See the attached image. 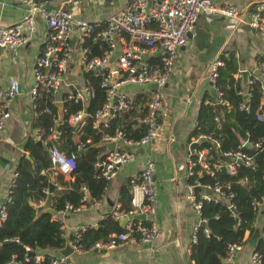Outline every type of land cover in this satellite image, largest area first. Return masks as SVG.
Instances as JSON below:
<instances>
[{
	"label": "built area",
	"instance_id": "obj_1",
	"mask_svg": "<svg viewBox=\"0 0 264 264\" xmlns=\"http://www.w3.org/2000/svg\"><path fill=\"white\" fill-rule=\"evenodd\" d=\"M70 1H63L57 8L30 6L20 23L0 27V47L12 50L26 47L31 34L35 31V19H40L44 32L41 36V49L33 64V84L28 91V98L34 118L41 115L50 117L51 126L47 130L33 127L32 140L46 152L53 175L68 178L74 170L75 156L73 153L65 154L59 150L57 142L60 132L57 125L61 123L63 103L67 101L80 103L81 110L66 119V123L74 129L72 141L75 152H82L90 146L106 148L108 144L114 145L109 154L94 164L100 172V177L105 181L103 192L115 177L118 167L127 166L135 161L134 151L151 153L158 141L161 131L159 121L164 117L161 90L170 81L180 49L195 37L193 26L200 14L233 19L253 30L264 45V2L244 11L230 5L216 7L211 0H128L125 9L118 14L100 22L87 23L73 18L65 7ZM232 59L237 62L238 54L234 53ZM222 66L223 63L218 58L208 67L206 78L214 99L205 100L204 105L229 109V102L222 99L216 86L217 72ZM88 73H93V77L98 80V88L104 95L102 104L93 115L91 128L96 131H100V128L109 130L110 120L131 113L129 120L133 123L132 129L136 130L139 127L142 131L138 139L134 140L125 131L115 128L111 134L102 135L95 145L89 138L84 142L79 141V131L87 117L85 103L93 97L90 83L83 79V75ZM78 78L79 83H75ZM234 79L242 83L236 93L242 99L236 106L237 111L249 113L250 100L253 98L251 91L254 86L258 94L255 120L257 123L264 122V69L261 64L255 62L253 69L250 70L237 68ZM126 87L132 88L133 93L122 92ZM17 95L19 88L13 81L9 82L6 91L0 90V140L6 121L10 117L9 101ZM39 104H43L41 110H38ZM49 106L56 107V111L53 112ZM213 122L216 129H219L218 116L213 118ZM195 129L197 130L196 123ZM203 143H207L208 147H202ZM262 146L264 139L249 142L244 138L235 151L215 154V157H212L210 147L215 152L219 146L210 134L190 136L182 178L188 191L187 200L198 223L190 235L188 251L191 245L196 244L199 227L206 223L201 217L203 203L225 202L226 208L235 220V227L239 226L235 207L228 202L232 194L223 192L217 182L201 185L199 180L204 176L214 177L219 172L233 177L240 164L253 170L255 163L252 157L245 154L242 149L259 150ZM153 175L154 164L148 157L140 164L139 171L130 182L129 210L123 211L117 203L108 215L112 221L121 223L122 230L109 239L97 241L83 250L76 242L85 228H78L71 234L75 238L66 240L72 253L110 251L134 241L143 246H151L159 233L155 222L156 197ZM245 182L246 179L239 180L240 185ZM84 201L85 198L82 199V202ZM93 204L98 206L96 201ZM254 208L264 211V194L254 204ZM78 210L79 207L73 209L70 205H64L59 213L65 215ZM138 216L143 219L136 220ZM4 219L5 212L1 207L0 224ZM203 234L205 237L208 236L206 230H203ZM244 235L248 236L247 232ZM248 247L247 242L246 245H228L222 263L232 264ZM29 256L23 259V263L39 264L45 258V254L41 252H34ZM50 258V264H70L66 258L58 254ZM8 264L20 263L12 260ZM143 264L151 263L146 261ZM247 264H264V255L250 248Z\"/></svg>",
	"mask_w": 264,
	"mask_h": 264
},
{
	"label": "crops",
	"instance_id": "obj_2",
	"mask_svg": "<svg viewBox=\"0 0 264 264\" xmlns=\"http://www.w3.org/2000/svg\"><path fill=\"white\" fill-rule=\"evenodd\" d=\"M63 1L66 0H54L42 6L57 8ZM127 1L71 0L65 7L75 20L94 23L118 14L125 9ZM211 2L216 7L230 5L246 11L264 0ZM29 9L30 6L20 0H0V27L20 23ZM35 26L26 47L16 50L0 49V90L6 91L10 81L16 82L19 88V95L9 101L10 117L6 121L0 140V208L14 179L19 157L24 155L29 160L24 146L29 138L32 139L35 118L29 107L28 91L33 84V64L41 49V36L44 32L39 18L35 19ZM193 32L195 37L180 49L170 81L161 90L164 117L159 121L160 137L152 152L134 151L135 161L116 169V175L107 189L95 200L98 206L85 194L86 204H82L78 211L65 215L53 212L51 215L52 220L61 224L64 236L71 235L78 228L97 227L118 203L119 187L124 186L128 191L140 164L149 157L154 164L155 222L158 236L149 247L134 241L110 251L72 253L66 258L68 263L143 264L149 261L151 264H192L189 260V239L198 219L187 200L188 191L182 173L187 143L194 130L199 105L205 95L214 98L206 78L208 67L216 59L234 53L239 56V60L235 62L236 68L250 70L253 69L257 58L264 59V45L255 33L233 19L200 14L193 26ZM75 83H79V78ZM133 91L132 88L126 87L122 92L132 94ZM34 145L39 149L36 143ZM103 152L104 157L109 154L107 148H104ZM129 194L131 196V193ZM35 208L40 212L50 209L45 202H39ZM257 225L260 236L261 227L264 226L262 209H259L254 228ZM247 238V235H244V239ZM248 248L244 249L232 264H247L250 250ZM55 255L56 252L50 256Z\"/></svg>",
	"mask_w": 264,
	"mask_h": 264
},
{
	"label": "trees",
	"instance_id": "obj_3",
	"mask_svg": "<svg viewBox=\"0 0 264 264\" xmlns=\"http://www.w3.org/2000/svg\"><path fill=\"white\" fill-rule=\"evenodd\" d=\"M220 60L223 66L218 69L216 86L222 99L229 102L230 108L216 110L214 106L204 105L205 100L213 101L214 99L205 95L196 114L197 130L191 133V136L200 133L210 134L214 138L219 147L215 152L210 147L212 157H215V154L235 151L244 138L249 142L264 139V122L257 123L254 116L258 104L257 90L253 86L249 113L237 111L236 106L242 99L236 93L242 83L234 79L237 69L235 61L231 54L222 56ZM255 62L260 63L264 69L263 58H257ZM83 79L90 83L93 97L85 103L87 117L79 131V141L84 142L89 138L95 145L102 135L111 134L115 128L125 131L134 140L138 139L142 131L139 127L136 130L132 129L133 123L129 120L131 113L122 118L110 120L109 130L100 128V131H96L91 128L93 115L102 104L104 95L103 91L98 88V80L93 77V73L84 74ZM139 102L142 103L141 100ZM42 106L43 104H39L38 110H41ZM49 107L53 112L56 111V107ZM62 109L61 123L57 125L60 132L57 145L59 150L65 154H74V170L68 178L56 175L54 187L48 192L49 179L46 171L50 169V163L46 152L37 149L32 139L29 138L26 141L24 152L27 153L29 160L24 155L19 157L14 179L2 205L5 219L0 224V264H8L12 260L16 263L27 264L23 263V259L29 258V254L34 252L45 254V258L39 264H50V257H52L50 255L64 248L66 240L75 238L71 235L65 238L61 231V224L52 220L48 213L40 212L35 208L39 202H47V206L56 213L62 211L64 205H70L76 209L86 204V201L82 202L85 194L92 202L99 199L103 193L105 181L100 177V172L94 164L104 157V147L90 146L82 152H75V145L72 141L74 129L66 123V119L81 110V105L67 101L63 103ZM215 116H218L220 120L219 129H216L213 122ZM33 125L47 130L51 126L50 117L41 115L35 119ZM202 147H208V144L203 143ZM242 151L252 157L255 163L253 170L240 164L233 177L219 172L214 177L204 176L199 180L201 185L217 182L221 185L223 192L232 194L228 202L235 207L239 226L235 227V220L226 208L225 202L203 203L201 217L206 223L197 231L196 244L190 246L189 260L192 264H222L227 246L230 244L246 245L247 240H244V233L247 232L249 239L254 231V223L259 213V209L255 210L254 204L264 194V146L259 150L243 148ZM242 179H246V182L240 185L239 180ZM130 197L127 188L120 186L117 201L123 211L129 210ZM121 230L120 224L107 216L104 221L98 223L97 227L85 228L80 233L76 244L86 250L93 243L107 240ZM203 230L208 232L207 237L203 234ZM255 251L264 255V226L261 227Z\"/></svg>",
	"mask_w": 264,
	"mask_h": 264
},
{
	"label": "water",
	"instance_id": "obj_4",
	"mask_svg": "<svg viewBox=\"0 0 264 264\" xmlns=\"http://www.w3.org/2000/svg\"><path fill=\"white\" fill-rule=\"evenodd\" d=\"M22 3H27L29 6H42V5H46L54 0H20ZM247 30H250L248 27H246ZM253 31V30H251ZM0 49H3L2 47H0ZM256 74V73H255ZM260 78V77H259ZM61 107V105H60ZM216 110H219L218 106H215ZM36 146L40 149L41 146L36 143ZM106 148L108 149L109 152H111L114 148L113 144H108L106 145ZM190 149H192V147H190ZM46 175L49 178V184H48V192H50L53 188V182H54V175H53V171L51 169H48L46 171ZM130 188H128V192L130 193ZM88 196V195H87ZM45 205L47 206V202L45 203ZM45 213H48L49 215H53V211L50 209H46ZM136 219H143V217H136ZM259 237V226L257 225L254 228V231L252 233V235L250 236V238L247 240V244L251 249H255V245H256V241ZM58 255L67 258L68 256H70L72 254L71 249L68 247L67 245V241L65 242L64 248H62L61 250H58L56 252Z\"/></svg>",
	"mask_w": 264,
	"mask_h": 264
}]
</instances>
